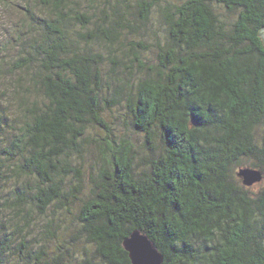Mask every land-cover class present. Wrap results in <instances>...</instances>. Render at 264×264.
<instances>
[{"label": "trees", "instance_id": "trees-1", "mask_svg": "<svg viewBox=\"0 0 264 264\" xmlns=\"http://www.w3.org/2000/svg\"><path fill=\"white\" fill-rule=\"evenodd\" d=\"M1 9L0 264H132L123 242L135 230L163 264H264V179L238 176L264 173V0H0ZM153 10L165 39L151 64L130 34ZM110 98L144 135L143 156L115 139ZM98 127L107 134L86 179ZM27 207L51 208L49 224L36 232Z\"/></svg>", "mask_w": 264, "mask_h": 264}, {"label": "rangeland", "instance_id": "rangeland-1", "mask_svg": "<svg viewBox=\"0 0 264 264\" xmlns=\"http://www.w3.org/2000/svg\"><path fill=\"white\" fill-rule=\"evenodd\" d=\"M139 11L136 10V15H138ZM5 16V12L1 9L0 12V47L7 46L8 43H5V38L2 35V25L3 18ZM7 17V16H6ZM131 17V15H129ZM137 29V28H136ZM157 39H160L164 41V31L160 27L158 23V12L156 10H153L151 13V19L143 25H140V27L130 34V43L132 45H137L138 43L145 44L147 47L144 49H141V51L144 53L145 58L149 63H153L155 60V45ZM10 52L13 54V50L11 49ZM106 122L112 132L114 133V137L116 140L123 139L126 142H129L135 149V152H138L140 156H143L146 152V150L143 147L144 144V135L136 132L131 124V118L130 115L127 112V109L125 106L118 105L117 100L110 98L109 102V109H107L106 116H105ZM107 131L106 129L102 127H98V129H92V136L91 138L93 140H89V142L85 145L84 154L86 156V161L84 164V176L86 179H89V176L92 174L91 172L94 171L95 165H94V156L93 151L96 148V141L102 140V137H106ZM89 181H85L86 184H88ZM78 210V205H74L72 207V211L76 212ZM51 208L47 211L45 215H41L38 210L35 208L27 207V211L30 213V220L33 223V228H35L36 232L41 231L45 225L47 226L49 222L47 221L52 215H51ZM67 218L69 221L73 220V215L68 214L63 216L62 219ZM54 221V219H52ZM59 222H57L55 225L51 226V228L56 229ZM61 224L64 223V225L67 226L68 222L64 219ZM9 224H12L10 221ZM12 227V226H11ZM45 229V228H44ZM60 228H57L56 231L58 233H61ZM23 237H27L30 239V236L28 233H25L23 230L22 232ZM25 239V238H24Z\"/></svg>", "mask_w": 264, "mask_h": 264}, {"label": "water", "instance_id": "water-1", "mask_svg": "<svg viewBox=\"0 0 264 264\" xmlns=\"http://www.w3.org/2000/svg\"><path fill=\"white\" fill-rule=\"evenodd\" d=\"M261 36L264 40V29L261 30ZM238 176L246 186H253L264 179L263 171L254 167L239 168ZM123 243L132 264H163L164 262V256L154 241L139 230L133 231Z\"/></svg>", "mask_w": 264, "mask_h": 264}]
</instances>
